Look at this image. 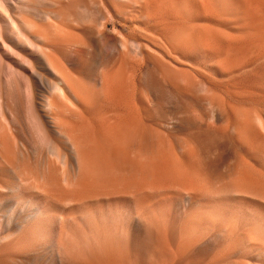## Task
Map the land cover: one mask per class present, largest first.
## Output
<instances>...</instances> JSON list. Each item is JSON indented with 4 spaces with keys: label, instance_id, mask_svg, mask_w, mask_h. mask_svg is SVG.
Listing matches in <instances>:
<instances>
[{
    "label": "rangeland",
    "instance_id": "rangeland-1",
    "mask_svg": "<svg viewBox=\"0 0 264 264\" xmlns=\"http://www.w3.org/2000/svg\"><path fill=\"white\" fill-rule=\"evenodd\" d=\"M97 1L110 14L92 11L91 36L68 25L59 56L75 99L49 112L55 80L5 27L62 159L4 100L0 264H264V0ZM3 50L2 75L27 78Z\"/></svg>",
    "mask_w": 264,
    "mask_h": 264
},
{
    "label": "bare ground",
    "instance_id": "bare-ground-1",
    "mask_svg": "<svg viewBox=\"0 0 264 264\" xmlns=\"http://www.w3.org/2000/svg\"><path fill=\"white\" fill-rule=\"evenodd\" d=\"M10 1L13 2L14 5H17L16 7L14 5L13 6L16 8L15 11L17 10L19 14H16L17 16L11 15V12L9 13V8L8 10L6 6H0V48L4 50L7 48L10 55H12L13 57L16 56L21 60V63L26 62L27 64L28 60L25 59L22 51L20 53H17L16 48L12 47L13 45H10L13 36L11 37L10 43H8L7 41V37L9 36V34H11L9 33V30L5 28L8 26L11 28L13 35L15 34L19 39L18 40L17 38H15L17 39L20 47L22 49L27 47L32 50L31 59L35 60V62L41 66V70L45 72L47 76L52 77L55 80L54 83L45 80V92L47 93V95L43 99V103L45 105H43L42 107L45 108V112H49L54 106L56 97H69L71 100L72 98L75 99V97L72 95L70 87L68 86L67 80L63 73V69L58 65L60 61L59 56L75 45L72 37L76 38V35L69 34L67 32L69 28L68 25L73 26L75 28V32L79 34L91 36L95 34L97 26H95V24L92 25L90 23H87L91 21H89V19H92V11L98 13L99 19L100 15L102 14L108 16L110 14L109 10L111 9V7L105 6V9H103L102 5L99 4L97 0H89V3H87L86 0H83V2L82 0H48V3H45L44 5H39L38 1L36 4L34 0ZM26 17L29 18V20H27ZM30 18L32 19V21L36 20L37 24L39 23L38 21L42 22L43 25H34L33 22L30 21ZM4 58L5 55L0 54V67L5 63V61L3 60ZM6 58L8 57L6 56ZM87 60L88 59L85 57V54L78 53L76 59L78 66H85ZM26 67L27 69L24 68L23 70H26L25 73H28L27 75L29 76L27 78L26 76H23L22 73L21 75L23 77L19 76V74H17L18 72H14L15 69L13 70V68L7 70L9 71V73L6 77H4L2 75L3 73H1L0 71V81L5 80V82H0V115L4 116L5 111L7 110L4 100H8V98H11V96L15 94L17 96L15 104H20L22 101L24 102V107L16 106L15 110L17 111V113H20L22 120L26 121L25 128H27L31 135L32 133L34 134V130L38 134V138L36 140L38 143V151H50V153L56 155L58 159H62V156L57 153L52 143L46 139L42 126L39 123L34 110V103L32 100V82L42 84L43 78L39 73L40 71L38 72L34 68V66L29 64ZM81 74L84 75L83 70ZM21 88H24V90H26V94L23 93ZM25 117H27L28 121L25 119ZM47 118L48 117L44 115V121L46 122V124H48ZM50 133L52 135L59 134L54 128H50ZM71 151L73 155L78 154L77 149L74 147H71ZM10 172L14 174V168L10 169Z\"/></svg>",
    "mask_w": 264,
    "mask_h": 264
}]
</instances>
